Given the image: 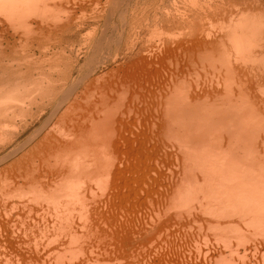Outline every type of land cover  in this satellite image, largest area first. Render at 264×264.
Listing matches in <instances>:
<instances>
[{
    "label": "bare ground",
    "instance_id": "bare-ground-1",
    "mask_svg": "<svg viewBox=\"0 0 264 264\" xmlns=\"http://www.w3.org/2000/svg\"><path fill=\"white\" fill-rule=\"evenodd\" d=\"M100 2L0 0V127L42 123L0 159L34 141L0 172V264H264V13L210 1L192 39L100 74L46 72V34L70 44L74 7Z\"/></svg>",
    "mask_w": 264,
    "mask_h": 264
},
{
    "label": "rangeland",
    "instance_id": "rangeland-1",
    "mask_svg": "<svg viewBox=\"0 0 264 264\" xmlns=\"http://www.w3.org/2000/svg\"><path fill=\"white\" fill-rule=\"evenodd\" d=\"M83 1H87V0H77L78 3H76V5L77 6L80 5L79 2H83ZM240 1H241L240 3H242L241 5L238 4L237 0L236 1L234 0H102V2L94 4V5L85 4L83 7L84 9L76 6L74 7L75 13L72 15V17L77 18V16L78 15L79 16H78V19L75 25L71 27L73 29L72 30L70 29V38L72 39L70 44L68 45L65 44L64 46L62 39L60 38V36L62 37V35H60L61 33L60 31L57 32V34L60 35L59 38L58 36H56L57 34L55 35L53 33L49 35L46 34V37L43 38V42L44 41L46 42L44 43H45V49L47 50L46 52L47 54L45 56L46 59L48 60L46 61L47 62L46 67H49V66L51 67V65L53 66L51 68H48V71L46 72L48 73L53 72L52 75L56 76L57 73H59L58 70L60 69L64 70V68L67 66V63L69 65V61H70V63L73 62V64H75V67H74L75 69L73 73L74 76L78 75L80 71L85 75L86 74L85 72H90V70L92 69H95V73L97 71V73L100 74L104 70H107L112 67H118V66L123 67V65L126 63V60L128 61L130 57L133 58L134 56H137L138 55L137 53L139 52L143 54L145 53V51H148V50L151 51V49L153 50V48L155 51H158V45L159 47H161L162 44L168 43L169 41L174 42L175 38H176L175 42H178L179 40L180 41L186 40L185 38L192 39L195 35H199L200 32H202L207 27L206 19H202L206 17L204 16L205 14L204 11H206L207 2H210L211 5L214 4L212 6L213 14H216V13L223 14L224 13V14L230 15V12H231L232 16L234 13V16L238 18V13L241 14L242 11H244V14L248 16H257L259 14L264 13V7L257 8L258 6L261 5V4H258L260 3L261 0L259 1L255 0V3H253L255 9L253 8V5L250 3V1L247 0L251 4L249 5V7L251 6L250 9L248 10L247 8H245V6L248 7L249 3L245 5L243 2L246 0H240ZM256 3L258 4V6L256 5ZM237 7L238 9L239 8L240 9L238 10ZM78 8H79V11H78ZM222 8L223 9L225 8L224 11H222L223 10ZM70 13H71L70 10H68L66 6L53 7V9L49 8V10H46L44 17L45 19L50 20V23L52 22L53 24H55L56 22V24H58L60 22L63 23L62 21H65L66 17ZM184 20L187 22H185ZM14 21L15 22L13 23L14 25H16L15 27L17 28L20 27V24L18 23V21L16 20ZM220 21L221 20H219V22ZM219 22L217 21V23ZM91 38L96 40L95 42L97 46L90 47V50H89V47H87V45H88V42H90ZM16 39L18 40L19 36H16ZM101 43H102V46H100ZM1 44L2 46L7 45V43L5 44V42L0 43V45ZM16 45H17L16 50L18 51V54H17V51H15L14 53L12 52V56L15 55L14 57L18 59L19 56L21 57L25 55V53L27 52H24L26 51V48L22 47L23 44H21V42L20 43L18 42ZM2 46L0 47L2 48ZM99 46L100 48L98 49ZM258 46L255 44H252V47L255 49L256 53L258 52L257 60H254V63H256V65L263 62L262 60L263 58L259 55L260 48ZM102 47H103V50H100L102 49ZM22 50L24 51L22 52ZM93 50H95L96 53L93 52ZM125 50L127 52H125ZM97 51H100V52H97ZM182 52L184 53V51L178 50L174 54V56L177 58L176 61L178 60L181 61L183 59L185 60L186 58L190 57V55L189 56L186 55L187 53L183 54ZM29 53L32 54V56L36 57L37 59L39 58L41 60L45 59V57L44 59L42 58L43 56H41L40 50L37 48H34V47L29 48ZM94 55H95V58H94ZM180 55L182 56V58L180 57ZM35 74H34L35 77H37L38 76L37 73ZM263 88H264V85L262 86V88H260L261 91L263 90ZM35 119L33 120V117H29V119L27 120L28 125L31 124L30 125L31 127H29L26 133H22V129L26 127V122L18 121L16 122L18 125H16V123H7L5 124L7 128L4 126V124L3 126L1 125L0 127V132H1L0 133V159L4 157L3 155L8 154V152H10L11 149L13 148L15 149V147L16 149L17 147L19 148L21 146V143L22 144L25 143L27 140H29V138H31L32 135L34 136L35 133L37 134L36 131H38L41 128L42 123L41 122L35 123ZM3 128H5L6 130ZM3 133L5 134L3 135ZM43 134H44V131L42 130L38 133L39 136ZM6 137L9 139H7ZM33 145H34V141H31L26 147L22 148V150L17 151V153L15 152L14 155L12 154L13 156L10 155L11 157L9 159L5 161H1L0 162V168H1L0 172L1 170L5 169V167L10 168V165L12 164L11 162L13 163L16 162L19 158L22 157L21 155H23L25 151L29 155L30 149L31 151L33 150L32 149ZM4 173L5 172L0 173V180L3 177L1 175H4ZM4 236L6 235L3 233V237ZM3 237L2 238L0 237V238L3 240ZM30 238L31 239L28 238L30 242L35 243L34 238L32 236Z\"/></svg>",
    "mask_w": 264,
    "mask_h": 264
}]
</instances>
